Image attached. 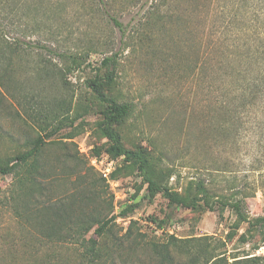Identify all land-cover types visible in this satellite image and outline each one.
<instances>
[{
  "label": "rangeland",
  "instance_id": "374dc122",
  "mask_svg": "<svg viewBox=\"0 0 264 264\" xmlns=\"http://www.w3.org/2000/svg\"><path fill=\"white\" fill-rule=\"evenodd\" d=\"M154 1L104 0V7L96 0L1 1L0 29L8 41H20L21 49L28 51L0 68V74L16 82L9 94L3 89L0 92V158L27 150L42 134L39 122L25 115L27 103L20 101L24 93L39 92L38 63L50 61V67L59 65L66 76L63 84L53 81V90L67 99L70 117L78 120L54 137L63 143L48 147L40 160L48 169V190L43 193L47 199L59 205L75 200L77 213L84 211L102 219L116 214L127 203L126 198L137 195L139 207L132 218L116 222L121 233L135 221L150 237L164 232L179 238H224L235 220L231 211L226 210L220 218L217 212L170 207L161 193L148 195L136 170L112 187L102 182L85 154L91 155L94 147L105 143L96 131L100 104L89 81L97 75L104 77L108 70L101 62L113 57L112 95L133 107L120 128L125 146L145 149L162 173L163 184L178 192L190 181L205 178L210 189L227 195V182L237 179L236 188L246 186L251 193L256 190L247 200L249 215L264 216L263 0ZM156 4L161 12L151 19L150 7ZM239 7L242 12L227 29V14L233 20ZM55 50L74 55L80 67L68 70L72 62L61 60L52 53ZM199 63L205 67L204 81L198 77ZM230 64L260 78V92L239 121L229 122L227 136L224 87ZM74 133V140L64 139ZM83 148L85 151L80 150ZM123 164L116 161V166ZM10 183L11 176L0 175L1 188ZM151 217L168 221L157 230L149 221ZM20 221L9 208H0V264H44V250L40 258L32 257L22 245L31 234L39 233L37 226ZM11 245L14 256L9 251ZM252 247L229 245L241 255L264 256V246L257 251ZM73 254L72 248L66 250L64 262L58 264H79Z\"/></svg>",
  "mask_w": 264,
  "mask_h": 264
},
{
  "label": "trees",
  "instance_id": "16d2710c",
  "mask_svg": "<svg viewBox=\"0 0 264 264\" xmlns=\"http://www.w3.org/2000/svg\"><path fill=\"white\" fill-rule=\"evenodd\" d=\"M96 1L102 6L105 5L104 0ZM158 6L156 4L150 7L151 19L156 14L160 15ZM238 10L237 17L235 16L233 20L228 19L227 14V29L237 20L240 7ZM261 10L264 12V0ZM20 45H22L20 41H8L0 29V68L6 62L11 64L15 56L27 55V48L22 50ZM52 53L63 61L72 62L68 70L80 67L74 55L59 53L56 50ZM228 57L227 54V59ZM48 63L50 61L44 62L42 59L38 63L37 74L39 82L42 83H38L39 92L32 90L24 93L20 101L27 103L23 107L25 115L39 122L42 134L27 150L12 157L0 158V175L12 177V183L6 188L0 187V208H9L17 219L36 225L39 230L38 234H31V238L22 242V245L27 247L26 253L40 258L44 250L45 254L42 256L44 264L63 263L65 251L70 248L74 250L73 255L79 264H264V256H252L250 253L241 255L239 251L229 249L231 243L241 246L253 244V251L264 246V216L251 217L246 209L247 200L255 196L256 190L251 193L246 186L236 188L235 179L227 182L229 187L227 195H224L210 189L205 178L190 181L182 192L172 190L167 184H163L162 173L158 172L155 163H151L145 149H129L125 146L120 128L130 118L133 107L112 95L115 79L113 67L116 63L113 57L105 58L101 62V67L108 70L104 77L97 75L89 81V87L94 91L100 104V120L96 124V131L99 137L105 140L104 144L92 149L90 156L99 158L107 156L114 161L122 160L124 164L116 166L111 174L112 180L119 181L122 176L135 173L136 170L138 176L143 179V184L147 186L148 195L161 193L168 200L170 207L194 212H217L220 218L229 210L235 215V220L224 238L215 236L179 238L164 232L160 237H150L135 221L131 222L123 233L116 223L119 218H132L139 207V203L135 201L137 195H133L131 199L126 198L127 203L116 214L102 219L84 211L77 213L75 200L69 201L65 198L68 199L66 203L62 201L60 205L48 200V195L43 194H47L48 190L45 183L48 179V169L40 164V160L48 147L55 143H63L56 141L54 137L63 128L74 125L78 120L77 116L70 117L67 99L60 98L53 90V81L62 84L66 82L64 69L59 65L50 67ZM229 66L232 71L228 69L227 86L224 87L227 89L225 107L227 136L229 122L239 121L247 105L255 104L256 94L260 92V78H254L244 69L236 70L231 64ZM198 70L200 81H204L206 77L203 64H198ZM50 77L54 80L50 81ZM13 83L16 82L11 76L0 74V92L2 89L6 93L12 92L10 88ZM231 94H234V97H230ZM75 136V133L69 134L64 139L74 140ZM99 175L102 182L107 183L100 173ZM112 199L114 200V197ZM110 205L113 212L114 201H111ZM149 221L155 224L157 230H162L168 220L151 217ZM244 227V231L241 232ZM12 246L14 245L10 246L9 251L11 249L10 253L14 256Z\"/></svg>",
  "mask_w": 264,
  "mask_h": 264
},
{
  "label": "built area",
  "instance_id": "2783aa9c",
  "mask_svg": "<svg viewBox=\"0 0 264 264\" xmlns=\"http://www.w3.org/2000/svg\"><path fill=\"white\" fill-rule=\"evenodd\" d=\"M80 150L81 151H85L84 148L80 149ZM85 154H87V156L89 157L90 162L92 163V166H94V168L96 170H98V172L101 174V176L104 179H106V182L108 184H110L112 187L114 185H117L118 181L111 179V174L113 173V171L116 168V161L109 159V157H107V156H104V157H101V158H99V157H91L86 151H85ZM116 202H119V201H116ZM115 205H116V203H115ZM119 219L122 220L121 218H119Z\"/></svg>",
  "mask_w": 264,
  "mask_h": 264
}]
</instances>
